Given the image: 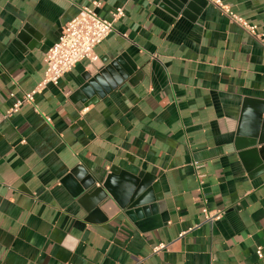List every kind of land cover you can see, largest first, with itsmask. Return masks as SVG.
<instances>
[{"label":"crops","instance_id":"obj_1","mask_svg":"<svg viewBox=\"0 0 264 264\" xmlns=\"http://www.w3.org/2000/svg\"><path fill=\"white\" fill-rule=\"evenodd\" d=\"M219 3L261 37L216 0H0V264L257 262L264 0ZM82 6L123 15L95 60L5 117ZM105 182L118 198L142 183L162 205L133 221L103 200Z\"/></svg>","mask_w":264,"mask_h":264},{"label":"built area","instance_id":"obj_2","mask_svg":"<svg viewBox=\"0 0 264 264\" xmlns=\"http://www.w3.org/2000/svg\"><path fill=\"white\" fill-rule=\"evenodd\" d=\"M220 8L226 13L230 20L238 24L244 31L254 37H261L256 32V25L250 24L242 16L232 12L227 5L219 3ZM123 15L121 7L112 12V20H106L97 15L93 8L82 6L78 13L66 22L62 27L57 41H55L43 54L45 72L42 80L29 92L23 94L22 100L17 101L6 112L5 117L16 112L22 102L33 103L35 93H40L47 84L57 85L60 78L76 63L86 59H96L95 48L112 31L113 21ZM49 120V118H46ZM206 221L217 219L220 213H210L206 207L202 209ZM257 262L264 264V252L261 246L255 249Z\"/></svg>","mask_w":264,"mask_h":264},{"label":"water","instance_id":"obj_3","mask_svg":"<svg viewBox=\"0 0 264 264\" xmlns=\"http://www.w3.org/2000/svg\"><path fill=\"white\" fill-rule=\"evenodd\" d=\"M202 2L204 3V1ZM95 77L98 78V75H96ZM90 82H93V79H90L88 81V83ZM258 115H263V119H260L259 116L258 119H256V121L252 124V128L250 130L252 134V140L250 143L252 146L256 144L264 145V111L262 110V108L259 109ZM262 149L264 150V146ZM109 186L110 185L108 184V182H105L99 188L103 191V195H101L103 200L107 201L109 198L114 199L120 209L123 210L124 214L133 221L138 220V218H140L142 214H155L159 206L162 205V202H159L158 204V201L160 200L161 196L150 195V193H148V187L144 186L142 183L139 185L132 184V186L128 189L127 193L121 198H118L112 192ZM156 225H161V222L157 223Z\"/></svg>","mask_w":264,"mask_h":264}]
</instances>
